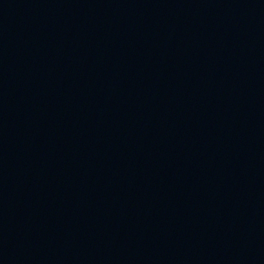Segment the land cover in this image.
I'll use <instances>...</instances> for the list:
<instances>
[{
  "label": "water",
  "instance_id": "1",
  "mask_svg": "<svg viewBox=\"0 0 264 264\" xmlns=\"http://www.w3.org/2000/svg\"><path fill=\"white\" fill-rule=\"evenodd\" d=\"M0 264H264V0H0Z\"/></svg>",
  "mask_w": 264,
  "mask_h": 264
}]
</instances>
